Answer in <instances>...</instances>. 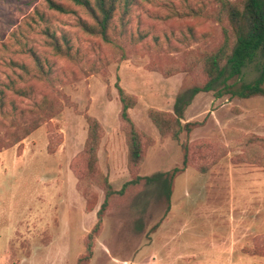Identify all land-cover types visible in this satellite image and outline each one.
<instances>
[{
	"label": "rangeland",
	"instance_id": "1",
	"mask_svg": "<svg viewBox=\"0 0 264 264\" xmlns=\"http://www.w3.org/2000/svg\"><path fill=\"white\" fill-rule=\"evenodd\" d=\"M181 1L140 0L124 21L114 20L107 43L80 29L76 17L48 10L46 0H0V264H78L89 256L90 242L84 264H264V166L236 161L245 138L264 139V98L191 96L204 82L198 58L221 44L224 23L218 3L187 0L206 8L200 16L180 17L187 11ZM45 28L62 42L71 40V58L52 53ZM12 61L30 67L24 82ZM263 65L264 50L244 69L245 81L259 77ZM11 79L29 88L28 97L6 88ZM117 84L135 99L129 116L150 140L138 176L181 167L183 147L191 148L170 204L161 177L128 184L135 176ZM40 105L52 106L50 116L13 144L17 122L28 126L30 111ZM152 109L183 110L182 123L198 127L178 141L163 139L149 117ZM87 117L102 128L100 171L116 192L128 184L109 199L91 240L105 194L95 185L93 192L79 190L74 170L82 163ZM201 142L220 152L204 174L191 154Z\"/></svg>",
	"mask_w": 264,
	"mask_h": 264
},
{
	"label": "trees",
	"instance_id": "2",
	"mask_svg": "<svg viewBox=\"0 0 264 264\" xmlns=\"http://www.w3.org/2000/svg\"><path fill=\"white\" fill-rule=\"evenodd\" d=\"M150 2L152 0H144ZM164 3H174L173 0H163ZM220 5L217 14L219 21L224 23V39L221 44L213 51L202 54L197 61L201 68L204 82L202 85H196L191 89V96L199 93L212 92L215 97L222 98L229 96L232 99L248 100L257 97L264 98V65L261 68L260 75L252 82H246L244 79V69L253 63L259 53L264 50V0H211ZM187 0H182L180 7L187 11L179 12L180 17L200 16L201 10L190 7ZM48 10L67 16H73L77 19V25L85 33L93 36H99L107 43L110 42V30L115 19L120 18L124 21L140 4V0H46ZM37 16L43 20L44 15L38 13ZM45 33L49 37V47L55 56L71 58V40L64 36L63 42L51 28H45ZM37 66L42 73L44 65L36 53ZM12 68L21 69L22 74H17V79L25 81V76L31 74V69L25 64L12 61ZM17 79L10 80L6 88L13 91L20 97H28L30 93L27 87H17ZM119 99L122 105L121 119L124 123V131L128 144V169L135 178L128 184L147 185L163 178V193L168 204L171 202L173 185L175 179L185 172L190 165V150L184 146L183 161L181 167L161 173L153 177L138 176V171L145 162L146 150L149 145V139L146 134L141 132L131 117L129 111L136 105L135 99L126 93V91L117 84ZM0 90V110L4 107L3 92ZM188 104V102L186 103ZM51 105L38 106L36 111L31 110V122L28 126H21L17 122V129L14 132V143H19L27 138L36 130L43 119L50 116ZM182 111L177 110L174 113H167L152 109L149 111V117L157 127L163 139L171 138L179 140L183 133L190 134L198 127V124L182 123ZM24 112V111H23ZM89 123L88 137L85 148L82 153V163L79 161L75 170L80 178L79 190L94 191V185L104 191L105 201L98 212V222L89 235L90 240L94 237L102 224L103 214L108 206L109 199L115 194H123L124 188L115 191L107 177L103 175L98 166V151L102 140V128L100 123L87 117ZM243 153L236 157V161H247L251 164L264 166V139L248 136L242 142ZM194 149V148H193ZM192 150L191 154L199 162L201 173H207L209 168L219 160V149L209 142H201ZM81 164V165H80ZM92 242L89 243L88 252L91 255ZM89 256L81 257L78 264H84L89 260Z\"/></svg>",
	"mask_w": 264,
	"mask_h": 264
}]
</instances>
